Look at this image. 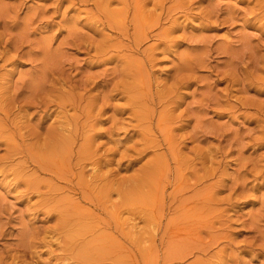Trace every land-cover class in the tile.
<instances>
[{
  "label": "rangeland",
  "instance_id": "1",
  "mask_svg": "<svg viewBox=\"0 0 264 264\" xmlns=\"http://www.w3.org/2000/svg\"><path fill=\"white\" fill-rule=\"evenodd\" d=\"M0 264H264V0H0Z\"/></svg>",
  "mask_w": 264,
  "mask_h": 264
}]
</instances>
